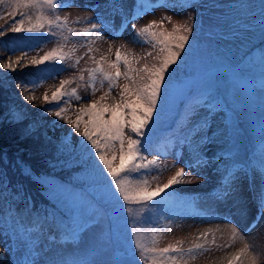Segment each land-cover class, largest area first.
<instances>
[{
	"label": "snow or ice",
	"instance_id": "6c2138e0",
	"mask_svg": "<svg viewBox=\"0 0 264 264\" xmlns=\"http://www.w3.org/2000/svg\"><path fill=\"white\" fill-rule=\"evenodd\" d=\"M0 5H6L10 9L7 15L11 18L10 26L0 31V37H4L8 32L26 34L18 35L17 46L28 50H35L53 39L56 41V46L44 55L31 57L32 67L46 77L53 78L73 68L80 73L78 77L61 80L51 98L45 94L44 100L50 106L45 109L47 114L54 117L55 121H62L71 127V132L62 141L59 151L75 152L70 136L78 135L81 139L78 157L87 173L88 197L73 193L65 184L57 183L52 175L37 176L36 182L56 201L62 212L59 217L51 215V222L48 214H45L43 219L37 217L36 228L29 231L42 230V226L46 225L58 230L65 241L75 243L81 239L83 233L96 227L100 230V237L98 243L84 255L52 260L50 264H98L89 257L102 250L103 243L108 241L119 243L124 239L128 240L133 251L129 253L131 258L123 264H188V261L194 260L197 254L209 251L203 242L184 248L183 242L178 241L176 244L160 248L155 231L149 241L137 227L138 223L151 224L155 220H163L166 215L179 216L177 208L193 207V202L176 197V186L193 183L192 179H184L188 175L186 167L189 169L201 167L205 160L197 150L198 143L194 144L192 138L204 131L209 126L210 117L224 107L219 87L216 86L219 76L215 75V69L210 68L205 79H195L184 67L181 68V65L188 63L185 57L190 56L189 50L194 47L193 41L197 38L195 17L188 16L171 31L163 28V21L156 20L136 28L135 20L149 9L168 7L163 0H159L157 4L151 3V0H136L135 14L130 20L122 23L121 29L127 30L131 27L132 42L148 44L156 49L155 62L135 67L134 64H138L139 61L134 56L122 55L121 48L118 47L115 60L111 61L107 68L104 67L106 57L101 56L97 60L92 56L90 58L95 66L79 69L78 65L83 57L73 59L76 47L65 50L70 37L73 40L86 38L90 54L93 51L91 45L97 40L105 39L104 33L111 31L110 26L97 15L95 18H84L83 22L87 26L77 30L70 26L67 16L61 17L58 12L78 7H83L86 11H95L94 5H81L77 0H0ZM174 6L181 9L193 7L188 0H181ZM2 18L0 16V19ZM167 19L170 22L172 18ZM73 23H81V18L77 17ZM3 27L0 25V28ZM26 55L27 51H24L22 56L14 61L9 58L7 62L0 64V68L15 71L13 65L20 66L23 56ZM147 56H152V53L148 52ZM260 63L264 64V53L261 54ZM181 72L184 73L183 78L180 76ZM84 73H87L85 87L91 88L92 95L97 90V82L101 87L107 83L108 90L98 100L88 98L73 120L65 115L68 109L62 105V101H65V97H74L78 102L85 100V97L77 92L79 82L85 81ZM121 78L127 81L122 86L119 83ZM72 84H77V87L69 89L68 86ZM22 86L26 87L20 83L16 84L17 88ZM116 88H120L118 99L114 97L112 102H106V98L111 96ZM173 96L184 101L183 117L179 126L170 130L172 139H166L163 144L156 145L155 125L161 112L169 107ZM23 99L27 101L29 97L25 96ZM201 109L207 114L200 116ZM85 117L87 119H84ZM190 123L192 127L185 132L184 129ZM185 144L189 146L194 159L186 161L185 167H180L167 183L151 187L148 176L160 165L159 153ZM259 152L258 168L264 174V138L261 140ZM226 157L230 158L231 153H227ZM59 163L58 160L46 161L48 167L53 169ZM239 170L240 166L236 163L225 168L222 175L224 195L233 189ZM25 174L31 176V170L26 169ZM196 182H199V177L196 178ZM134 205L141 206L140 211L148 215L143 219H134L132 207ZM261 218H264V192L258 200L256 221L247 231H251ZM229 229L231 242L239 239L243 241V247L227 257V264H257L259 254L255 251V245L247 242L245 234L234 223L229 222ZM208 235L207 231L202 232L197 240L206 241ZM211 243H216L215 236ZM231 246L229 243L218 247ZM25 264H33V261L27 260Z\"/></svg>",
	"mask_w": 264,
	"mask_h": 264
},
{
	"label": "rangeland",
	"instance_id": "374dc122",
	"mask_svg": "<svg viewBox=\"0 0 264 264\" xmlns=\"http://www.w3.org/2000/svg\"><path fill=\"white\" fill-rule=\"evenodd\" d=\"M177 1L180 3L181 0ZM77 2L81 5H94L95 11H86L83 7L60 10L58 14L61 17L67 16L72 28L78 30L86 27L87 25L83 22L84 18H95L98 15L99 19L108 23L111 29V31L104 33L105 39L97 40L91 45L93 51L90 54L88 53L86 38L73 40L70 37L67 42L68 47L65 50L67 51L73 46L76 47L73 59L83 57L78 65L79 69L94 67L95 64L90 58L92 56L97 60L101 56L106 57L104 67L107 68L108 64L115 60L118 47L121 48L122 55L134 56L139 61L138 64H134L135 67H143L145 64L151 65L155 62L156 49L148 44L132 42L131 27L123 30V34L116 31L124 20L127 21L128 15L135 14V8L124 11L125 8L134 5L136 0H77ZM158 2L159 0H151L153 4ZM163 2L168 7L149 9L142 17L135 20L136 28H141L150 21L156 20L157 22L163 21V28L171 31L175 25L183 23L188 16L195 17L197 38L193 41L194 47L189 50L190 56L185 57L188 63L181 65V68L184 67L185 71L195 79H205L209 75L208 70L210 68L216 70L215 75L219 76L216 86L219 87L220 95L225 97L231 105V109L224 112L223 115L227 143L223 150L231 152L232 164L236 163L240 169L243 168L244 171H247L249 165L245 164L244 160L251 159L249 154L256 152L257 147H259L257 144L261 143L259 138L264 135L262 132V124H264V64L260 63L261 55H256L253 62L249 61V63L241 66L236 64H240L242 56L251 47L264 42L262 41L264 40V0H188L193 7L187 9L175 7L176 1L173 2V0H163ZM114 5H119L117 12H115L117 13L116 17L114 14H110L114 11ZM9 10L6 5H0V16L3 17L0 19V25L4 26L0 28V31L10 26L11 18L7 15ZM121 15L120 21L115 23V18H119ZM77 17L81 18L79 24L73 23ZM167 17L172 18L170 22ZM188 23H192V21H188ZM12 34L8 32L4 37ZM65 34L67 35V33ZM55 46L56 41L53 39L35 50L26 48L24 51H27V55L23 56L21 65H13L15 71L0 68V91L4 98L2 111L6 120H9L5 125L16 124L27 137L29 133L38 134L39 136L36 138L38 142L34 144L38 150L43 148L41 147L43 135L54 144H59L60 149L64 140L62 137L69 136L71 132L69 125H65L62 121H55L54 117L47 114L45 109L50 106L46 104L44 96L47 94L51 98L61 80L78 77L79 71L73 68L55 75L54 78L45 76L33 80L26 75L36 69L30 65L31 57L42 56ZM109 47H111V52H109ZM22 52H12L0 48V64L7 62L9 58L14 61L17 57L22 56ZM148 52H151L152 56H147ZM84 75L85 81L79 82V87L77 84L68 87L69 89L77 87L78 94L85 97V100L78 102L74 97H65V101H62V105L68 109L65 115L73 120L76 118L79 108L87 102L88 98L98 100L108 90L107 83L101 87L97 82V90L92 95L91 88L85 87L87 73ZM180 76L183 78L184 73L181 72ZM17 83L26 85V87L17 88ZM119 83L122 86L127 81L121 78ZM119 91L120 88L114 89L112 95L106 98V102H112L114 97L118 99ZM25 96L29 97V100H24L23 97ZM182 105L184 106V101L173 96L169 107L161 112L155 125L154 138L157 141L154 140V142L156 145L163 144L166 139H169L168 135L163 138L159 137L165 133V130L160 131L158 128L162 118L179 117L181 112L178 109ZM164 114L165 117H163ZM159 133L160 135H158ZM70 141L75 149L81 143L78 135H72ZM64 152L69 153L68 151ZM206 152L207 154H205L209 155L206 157V161L208 162L210 177L202 176L201 184L192 179L193 183L191 184L176 186V197L182 199L183 194H190L189 197L194 198L193 206L196 208H177L176 211L180 213L179 216L168 217L166 215L163 220H155L154 222L157 223L155 225L138 223L137 227L149 241L153 231H155L160 248L167 247L169 244H176L178 241L183 242L184 248H188L197 242L205 243V247L210 250L197 254L194 260L188 261V264H227V257L243 247V241L239 239L234 243L231 242L229 229V222H231L245 234L248 243L255 245V251L259 254L257 264H264V218L256 222V226L251 228V231H247L256 221L260 191L257 187L255 191L243 188L245 198L238 193L229 197L224 195L222 175L225 167H223L224 162L221 161L225 158L226 151L218 154L212 146L208 145ZM259 156L258 153L253 157L254 159L252 158L254 161L250 160L252 165L258 164ZM182 159L177 158L176 162L173 163L160 161L159 167L148 176L151 187L155 188L157 184L162 186L180 167H185V162ZM185 170L188 173L192 169L186 167ZM48 172L54 173V171ZM187 176L189 175H186L184 179H191ZM205 179L206 181L203 183ZM76 190L75 188L72 192L85 196V198L88 197V192L83 193V190L80 192ZM53 202L60 208L54 199ZM201 202H208L209 204L201 207L199 206ZM132 207L133 213L135 212L134 217L140 218L141 206L134 205ZM2 210L3 208L0 207V212ZM60 215L55 213L57 217ZM147 215L145 212L144 216ZM36 218L21 216L20 223L14 220L6 223L1 220L0 215V264H25L27 260L33 261V264H50L52 260L82 256L98 243L100 230L96 227L83 233L81 239L75 243L70 241H68L70 243H58L41 232H28L27 229L30 230V226L34 224L33 220ZM206 231L209 233L206 241L203 239L198 241L197 237L200 233ZM213 236H215V244L211 243ZM229 243L232 244L231 247H218ZM132 251L133 247L129 245L127 239L119 243L108 241L103 243L102 250L89 258L97 261L98 264H123L124 261L131 258L129 253Z\"/></svg>",
	"mask_w": 264,
	"mask_h": 264
},
{
	"label": "trees",
	"instance_id": "16d2710c",
	"mask_svg": "<svg viewBox=\"0 0 264 264\" xmlns=\"http://www.w3.org/2000/svg\"><path fill=\"white\" fill-rule=\"evenodd\" d=\"M18 35L26 34H12L0 38V48L12 52L24 51L26 48L17 46ZM26 75L32 80L45 77L37 69ZM3 103V93L0 91V119L4 114L2 111ZM211 120H213L212 127L217 131L214 133L221 134L223 115L221 113L213 114ZM8 122L9 120H6L4 115L0 121V207L3 208L0 213L5 215V212L8 211L13 213V217L28 213L38 215L41 218L48 214L49 221H51V215L61 214L62 211L53 202L48 192L36 182V177L49 174L56 178L57 183L65 184L71 191L76 188L78 192L83 190V193H89L87 173L84 170L83 162L78 157L79 146L76 147L75 152L67 154L59 151V144H54L42 134L43 145L41 147L43 148L38 150L34 147V144L38 142L36 140L38 134L29 133L27 137L16 124L5 125ZM168 122L169 127H171L173 120L169 119ZM208 130L209 128L204 132ZM198 134L202 133L199 132L196 135ZM50 159L60 161L55 169L46 164V161ZM26 169L31 170V176L25 174ZM48 171H54V173ZM134 213L133 218L135 219Z\"/></svg>",
	"mask_w": 264,
	"mask_h": 264
}]
</instances>
